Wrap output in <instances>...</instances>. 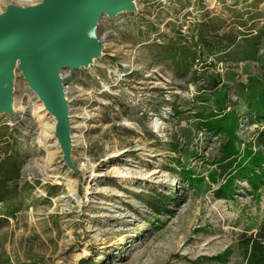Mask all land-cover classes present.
<instances>
[{
  "label": "rangeland",
  "instance_id": "374dc122",
  "mask_svg": "<svg viewBox=\"0 0 264 264\" xmlns=\"http://www.w3.org/2000/svg\"><path fill=\"white\" fill-rule=\"evenodd\" d=\"M39 1L0 0V13ZM135 3L102 17V57L61 73L74 168L15 70V113L0 115V264H247L264 163L247 160L255 186L225 168L228 136L206 121L234 113L241 154L264 153L251 100L264 91V0Z\"/></svg>",
  "mask_w": 264,
  "mask_h": 264
},
{
  "label": "water",
  "instance_id": "95a60500",
  "mask_svg": "<svg viewBox=\"0 0 264 264\" xmlns=\"http://www.w3.org/2000/svg\"><path fill=\"white\" fill-rule=\"evenodd\" d=\"M137 0H41L0 13V115L13 116L15 70L56 121L55 136L63 159L73 152L70 106L64 90L63 69H82L103 55L97 33L103 16L137 11Z\"/></svg>",
  "mask_w": 264,
  "mask_h": 264
},
{
  "label": "trees",
  "instance_id": "16d2710c",
  "mask_svg": "<svg viewBox=\"0 0 264 264\" xmlns=\"http://www.w3.org/2000/svg\"><path fill=\"white\" fill-rule=\"evenodd\" d=\"M251 100H254L253 105L256 110L260 109L264 111V91L255 98L251 97ZM206 125L210 130L224 132L228 136L227 142L223 146V154L220 158V162L227 169H232L234 164L235 172L239 171L243 177H247L251 183L256 185V180L258 179V174H251L248 170L247 160L248 158H253L251 164L261 167L264 163V153L255 154L253 151L247 149V151L241 154V149L238 144V138L235 133V127L237 125V116L234 113L223 114L217 113L213 116V119L206 121ZM262 137H264V131L261 132ZM260 139V142L264 143V138ZM240 162V163H239ZM17 166V165H16ZM18 168V166H17ZM263 168V166H262ZM252 170V169H251ZM233 179L230 180L228 184L232 185ZM2 181H0V186ZM6 199V196H3L0 193V201ZM3 219L0 217V226ZM244 249V257L247 264H264V226L258 230L256 234L250 235V237L242 242ZM217 259H222L218 257Z\"/></svg>",
  "mask_w": 264,
  "mask_h": 264
},
{
  "label": "bare ground",
  "instance_id": "6f19581e",
  "mask_svg": "<svg viewBox=\"0 0 264 264\" xmlns=\"http://www.w3.org/2000/svg\"><path fill=\"white\" fill-rule=\"evenodd\" d=\"M16 104V103H15ZM39 108H35V114H38ZM40 118V117H39ZM46 138L48 137L46 134L44 135Z\"/></svg>",
  "mask_w": 264,
  "mask_h": 264
}]
</instances>
